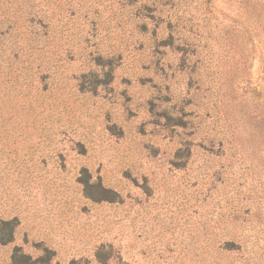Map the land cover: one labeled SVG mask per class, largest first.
I'll return each mask as SVG.
<instances>
[{
    "label": "rangeland",
    "instance_id": "1",
    "mask_svg": "<svg viewBox=\"0 0 264 264\" xmlns=\"http://www.w3.org/2000/svg\"><path fill=\"white\" fill-rule=\"evenodd\" d=\"M264 264V0H0V264Z\"/></svg>",
    "mask_w": 264,
    "mask_h": 264
},
{
    "label": "trees",
    "instance_id": "2",
    "mask_svg": "<svg viewBox=\"0 0 264 264\" xmlns=\"http://www.w3.org/2000/svg\"><path fill=\"white\" fill-rule=\"evenodd\" d=\"M25 258V264H37V261H32V259L29 257V256H24ZM19 257H18V254L17 252L14 253V255L12 256V260H13V263H17Z\"/></svg>",
    "mask_w": 264,
    "mask_h": 264
}]
</instances>
